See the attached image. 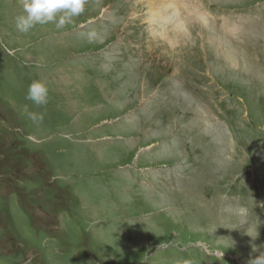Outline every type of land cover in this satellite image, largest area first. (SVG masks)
<instances>
[{"label": "rangeland", "instance_id": "obj_1", "mask_svg": "<svg viewBox=\"0 0 264 264\" xmlns=\"http://www.w3.org/2000/svg\"><path fill=\"white\" fill-rule=\"evenodd\" d=\"M156 2L87 0L21 33V0H0V264L264 252V0Z\"/></svg>", "mask_w": 264, "mask_h": 264}, {"label": "clouds", "instance_id": "obj_2", "mask_svg": "<svg viewBox=\"0 0 264 264\" xmlns=\"http://www.w3.org/2000/svg\"><path fill=\"white\" fill-rule=\"evenodd\" d=\"M87 0H21L23 13L15 18V26L21 33H28L35 27L55 23L57 29H63L71 24L73 18L80 16L84 10ZM95 33H88L87 39L91 43ZM25 99L37 107L46 106L49 102V89L47 85L39 80H34L28 86ZM24 112L33 123L44 120L43 113L29 112L27 105ZM224 212L229 215H240L247 217V209L234 206H224ZM183 264H192L191 260H184ZM249 264H264V252H261Z\"/></svg>", "mask_w": 264, "mask_h": 264}, {"label": "bare ground", "instance_id": "obj_3", "mask_svg": "<svg viewBox=\"0 0 264 264\" xmlns=\"http://www.w3.org/2000/svg\"><path fill=\"white\" fill-rule=\"evenodd\" d=\"M157 0H155V2H156ZM157 3V2H156Z\"/></svg>", "mask_w": 264, "mask_h": 264}]
</instances>
